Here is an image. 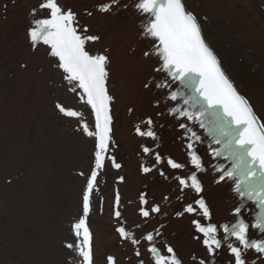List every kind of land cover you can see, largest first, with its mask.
I'll use <instances>...</instances> for the list:
<instances>
[{"label": "rangeland", "instance_id": "rangeland-1", "mask_svg": "<svg viewBox=\"0 0 264 264\" xmlns=\"http://www.w3.org/2000/svg\"><path fill=\"white\" fill-rule=\"evenodd\" d=\"M59 2L78 14L89 34L100 36L99 41L89 42L86 47L93 53L108 49L111 61L106 86L115 98L112 155L122 167L115 169L106 162L97 178L98 190L93 194L88 217L94 264H105L107 255L117 256L118 264H139L140 260L153 264L146 242L139 245L141 256L137 257L134 246L122 241L115 230L119 221L112 206L117 189L121 195L120 220L137 238L158 229L157 246L171 245L182 264H198L199 259H205L207 264H231L226 246L215 256L208 255L201 241L194 238L201 234L192 224L193 219L217 223L219 238L223 236L222 225H231L237 219L234 207L239 199L234 181L226 178L217 183V168L230 170L237 163L225 150L218 126L209 124L207 119L204 127L187 121L200 137L194 146L205 170L197 172V176L204 185L202 195L211 209L212 220L206 221L198 213L179 216L177 213L193 203L196 194L190 189L181 193L173 177H186L195 169L189 163L188 141L181 138L183 130L178 126L185 121H177L167 112L177 102L166 101L163 89L144 87L147 81H159L164 75L153 71L158 57L143 55L152 47V42L141 35L145 17L135 10V0H121V5L128 7L117 5L109 13L97 10V5L108 0ZM182 2L186 10L196 15L202 36L225 74L264 122V0ZM40 3L41 0H0V264H69L73 253L65 244L73 241L71 228L81 216L85 188V178L79 173L88 175L93 164L94 138L79 130L77 118L64 116L56 105L81 112L82 119L94 129L91 107L69 91L47 46L40 45L35 51L31 48L27 35L34 19L31 10L37 9V18L46 14L39 10ZM87 11L93 15L87 16ZM178 87L177 82L172 90ZM157 100L159 107L154 106ZM148 117L154 121L152 127L159 137L156 141L136 133L137 126L147 129L144 121ZM213 136L221 143L217 144ZM142 145L162 156H171L186 167L174 170L161 164L145 174L141 164L151 167L154 159L152 154L142 152ZM212 149L222 155L214 157ZM161 169L164 176L159 174ZM120 176L124 177L123 182L119 181ZM141 192L148 193L150 204L161 207L160 213L149 218L140 216ZM257 211L248 201L242 218L254 222ZM249 235L259 238L253 229ZM245 259L247 264H264V256L252 249L246 252Z\"/></svg>", "mask_w": 264, "mask_h": 264}, {"label": "snow or ice", "instance_id": "snow-or-ice-1", "mask_svg": "<svg viewBox=\"0 0 264 264\" xmlns=\"http://www.w3.org/2000/svg\"><path fill=\"white\" fill-rule=\"evenodd\" d=\"M117 5H121V0H108L107 3L97 5V10L109 13ZM121 6L128 7L127 4ZM133 6L145 17L142 37L152 42L151 49L144 51L143 55L146 58L153 55L158 57V66L154 67L153 71L164 74L159 81L155 78L147 81L144 87L148 89L154 86L156 89L165 90L166 101L177 102L175 106L167 109L168 114L177 121H185L180 122L178 126L183 130L181 138L188 141L186 149L190 157L189 163L195 171L186 177L173 178L177 180L181 193L190 189L196 194V198L177 215L198 213L204 220H212L211 209L202 195L204 185L197 176V172L205 170L202 158L194 146L200 137L187 123L199 122L200 126L204 127L207 119L209 124L218 126L224 138L225 150L237 161L233 169L217 168L220 173L217 183L226 178L233 180L239 204L234 207L236 221L231 225H222L223 236L218 238L217 223L205 224L200 219H193L195 231L201 234L194 238L201 241L209 256H215L226 246L232 257L231 264H247L245 254L249 249L264 256V122L260 121L250 101L238 92L225 74L216 54L202 36L196 15L186 10L182 0H135ZM38 8L46 14L37 18V9L31 10L34 19L27 35L32 50L35 51L40 45L47 46L48 55L55 58L54 67L62 70V77L69 85V91L76 93L94 113V129H90L88 123L82 119L81 112L59 103L56 105L64 116L77 118L79 130L87 137L94 138L93 164L88 175L79 173L85 178L81 216L71 228L73 241L65 244L73 253L69 264H94L88 217L92 212L93 194L98 190L97 178L105 170L106 162L115 169L122 167L116 156L112 155V104L115 98L109 95L106 86L111 63L109 50L95 53L90 51L86 46L89 42L99 41L100 36L89 34L88 26L80 24L78 14L72 8L62 5L59 0H41ZM85 14L93 15L91 11ZM177 82L179 87L172 90ZM159 104L160 101L157 100L154 106L159 107ZM144 123L147 124V129L141 130L137 126L136 133L141 137L158 140L159 137L152 127L153 119L148 117ZM213 139L217 144L221 143L215 136ZM141 148L144 154H152L154 159L151 167L141 164V170L145 174L151 173L153 168L161 164H166L174 170L186 167V164L175 161L171 156H162L149 146L142 145ZM211 155L218 157L222 153L212 149ZM159 174L164 176V170L161 169ZM118 179L120 182L124 181L123 176ZM147 197V192L139 194V214L143 218L161 212V207L155 203L150 204ZM248 201L259 209L255 213L254 222H246L242 218V212L247 211ZM112 211L119 221L116 232L122 241H128L134 246L135 256H141L139 245L146 242L153 264H182L171 245L157 246L156 237L160 235L158 229L140 238L126 229L125 222L120 220L121 195L118 189L114 193ZM250 229L256 230L259 238L250 237ZM192 259L196 261L195 256ZM105 264H118L117 256L107 255ZM139 264H144V261L140 260ZM198 264H207V261L199 259Z\"/></svg>", "mask_w": 264, "mask_h": 264}]
</instances>
